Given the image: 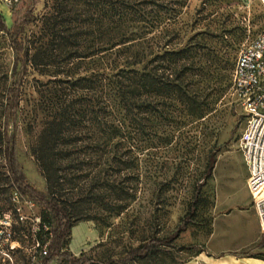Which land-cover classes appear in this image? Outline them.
<instances>
[{
  "label": "trees",
  "instance_id": "trees-1",
  "mask_svg": "<svg viewBox=\"0 0 264 264\" xmlns=\"http://www.w3.org/2000/svg\"><path fill=\"white\" fill-rule=\"evenodd\" d=\"M31 1L12 27L0 15V34L12 55L0 104V193L12 190L41 209L35 237L44 241L41 225L51 235L41 264L59 259L64 264H185L204 250L179 263L160 256L193 223L195 202L169 234L143 236L105 262L74 256L64 245L74 223L109 227L141 192L169 188L165 173L173 151L183 149L186 139L195 142L192 124L202 122L230 87L232 40L224 37L230 31L188 35L190 0ZM39 1L45 11L37 19L33 11ZM207 8L202 3L197 10L209 16ZM36 20L39 34L25 36V27ZM200 34L218 40L213 46L194 40ZM40 71L46 80H35L29 150L44 192L22 175L14 141L22 80ZM189 146L181 156L190 154ZM215 153L206 157L195 195L210 177ZM263 242L228 255L252 257L251 250Z\"/></svg>",
  "mask_w": 264,
  "mask_h": 264
},
{
  "label": "rangeland",
  "instance_id": "rangeland-1",
  "mask_svg": "<svg viewBox=\"0 0 264 264\" xmlns=\"http://www.w3.org/2000/svg\"><path fill=\"white\" fill-rule=\"evenodd\" d=\"M201 2L211 10V15L204 16L197 10ZM31 3V0H0V15L6 26L16 25ZM44 11L39 1L33 13L38 19ZM185 18L190 27L188 35L230 31L224 37L232 40L229 50L231 71L238 51L264 26V12L259 0H190ZM39 30L36 20L25 27L24 35H37ZM194 40L213 46L218 39L200 34ZM11 64V51L6 38L0 34V104L10 82ZM40 73L30 72L22 80L14 141L22 175L37 191L44 192V181L29 150L35 132V128L29 126L32 105L36 101L35 80H46L45 74ZM242 129L241 111L229 87L214 105V110L202 122L192 124L190 134L196 137L195 142L190 145L187 139L183 141V149L190 145V154L181 156L182 148L173 151L172 162H168L170 170L164 172L171 178L167 190L152 194L147 190L141 192L139 200L122 216L113 219L109 227L92 221L74 223L64 250L74 256L83 254L105 262L108 256L118 257L127 246L135 245L143 236L155 233L163 237L169 234L191 202L196 206L193 223L174 242L172 249L163 251L161 259L183 262L196 250L204 248L208 253L225 250L241 253L252 249L264 236L259 232L257 218L250 206L246 171L237 147ZM211 150L216 153L210 177L201 186L200 193L195 195V184L200 180ZM40 214L38 206L29 208L23 198L13 199L12 190L4 195L0 193V228L9 231L12 241L16 242L13 264L35 263V219ZM18 215L23 217L22 223L18 221ZM209 230L212 234L207 241ZM132 231L133 235L130 234ZM251 251L253 256L264 255V246ZM51 264L64 263L59 259Z\"/></svg>",
  "mask_w": 264,
  "mask_h": 264
},
{
  "label": "built area",
  "instance_id": "built-area-1",
  "mask_svg": "<svg viewBox=\"0 0 264 264\" xmlns=\"http://www.w3.org/2000/svg\"><path fill=\"white\" fill-rule=\"evenodd\" d=\"M259 3L264 12V0H259ZM230 90L243 116V129L237 147L246 171V189L259 231L264 236V26L238 51L231 72ZM17 198L21 197L13 192V199ZM24 202L29 208L34 206L29 201ZM18 221L22 223L23 217L18 215ZM35 222L34 237L40 231V217ZM40 228L44 241L35 237L37 258L34 264H41L51 238L47 225ZM11 237L9 231L0 228V264H13L16 242Z\"/></svg>",
  "mask_w": 264,
  "mask_h": 264
},
{
  "label": "crops",
  "instance_id": "crops-1",
  "mask_svg": "<svg viewBox=\"0 0 264 264\" xmlns=\"http://www.w3.org/2000/svg\"><path fill=\"white\" fill-rule=\"evenodd\" d=\"M211 234L208 236L207 241L210 239ZM238 252L239 251L225 250L218 251L216 253H208L204 248V251L202 253L198 254L196 257L191 258L185 264H264V260L255 258L256 256L239 258L228 255V253Z\"/></svg>",
  "mask_w": 264,
  "mask_h": 264
}]
</instances>
